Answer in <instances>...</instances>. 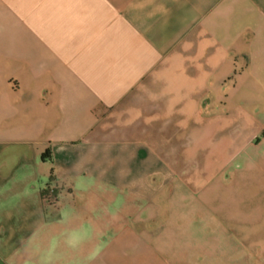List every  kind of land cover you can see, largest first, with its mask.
<instances>
[{"label": "crops", "instance_id": "0c3cea01", "mask_svg": "<svg viewBox=\"0 0 264 264\" xmlns=\"http://www.w3.org/2000/svg\"><path fill=\"white\" fill-rule=\"evenodd\" d=\"M243 60L264 77V0H0V264H264V165L174 198L165 233L150 144Z\"/></svg>", "mask_w": 264, "mask_h": 264}, {"label": "rangeland", "instance_id": "374dc122", "mask_svg": "<svg viewBox=\"0 0 264 264\" xmlns=\"http://www.w3.org/2000/svg\"><path fill=\"white\" fill-rule=\"evenodd\" d=\"M250 64L249 60L226 62L225 77L219 83H211L209 91L193 93L192 100L188 98L187 108L171 110V113L162 110L163 123L159 126L158 138L150 142L152 146H161V160L166 170L160 178L161 232L170 231L174 198L178 201L184 197L214 198L217 204L218 188L232 184L235 176L244 175L241 170L249 169L251 164L264 165V87H261L264 77L249 76ZM186 119L187 123L183 121ZM172 164L178 165L179 172L170 170ZM50 189L57 201L56 187L47 186L45 192ZM120 207L114 204L110 211L116 214ZM212 207L210 203L205 204L203 210H196L193 230H200L202 221L214 220ZM198 236H194L196 246L201 244ZM236 241L231 232H227L225 238L215 243L211 239L210 246L225 252L229 258ZM155 243L169 250L158 239ZM182 243L185 245V241Z\"/></svg>", "mask_w": 264, "mask_h": 264}, {"label": "built area", "instance_id": "2783aa9c", "mask_svg": "<svg viewBox=\"0 0 264 264\" xmlns=\"http://www.w3.org/2000/svg\"><path fill=\"white\" fill-rule=\"evenodd\" d=\"M43 201L45 204L49 205V206H54L55 205V201H56V196L53 193V189H50L49 192H45L43 195Z\"/></svg>", "mask_w": 264, "mask_h": 264}, {"label": "trees", "instance_id": "16d2710c", "mask_svg": "<svg viewBox=\"0 0 264 264\" xmlns=\"http://www.w3.org/2000/svg\"><path fill=\"white\" fill-rule=\"evenodd\" d=\"M45 191H46V190H45V189H43V191H42V195H44Z\"/></svg>", "mask_w": 264, "mask_h": 264}]
</instances>
